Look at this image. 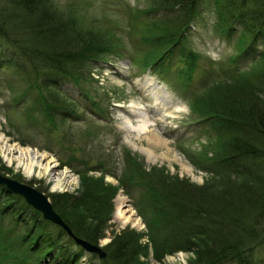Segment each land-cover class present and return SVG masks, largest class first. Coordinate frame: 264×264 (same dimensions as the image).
<instances>
[{"label": "rangeland", "instance_id": "374dc122", "mask_svg": "<svg viewBox=\"0 0 264 264\" xmlns=\"http://www.w3.org/2000/svg\"><path fill=\"white\" fill-rule=\"evenodd\" d=\"M0 1L4 3V0ZM47 1L64 22L71 24L73 30L69 38L80 42L82 37L93 34L95 41H101L105 47L101 54L96 55L98 57L88 58L86 66L76 68V73H83L86 80H78L74 84L64 82L68 80L64 77L58 82L56 93L51 87L47 89L52 98L42 97L30 86L24 74L5 68L9 61L0 59V155L6 166L3 174L32 183L50 194L80 195L85 190L83 186L95 181H101L102 186L123 184L125 192L117 189L112 197L108 192L103 197L106 204L112 205L113 212L107 221L106 236L100 239L99 244L106 247L113 236L126 227L145 234L142 244L148 245L147 232L166 243L168 230L154 221L150 200L158 195L154 192L156 188L161 191L162 187H170L172 183L156 185V179L149 185L138 178V173L147 170L152 174L157 169L169 178L178 176L201 186L211 176L210 172H226V169L215 165V161L220 159L218 144L221 130L219 120L211 114L225 113L241 98L263 96L252 91L253 97L247 92L255 83H263V76L258 72L264 69V59L260 56L264 51V40L250 50L248 57L238 58L239 32L226 34L228 27L215 0H198L196 13L190 16H186L179 5L169 4L168 0L164 3L162 0ZM253 3L256 10L258 7L264 9V0ZM169 25L176 30L178 41L182 42L178 47L166 42L168 36L163 38L159 34L158 28ZM172 51L174 54L169 57ZM153 54L156 55L154 60L169 58L154 62L151 59ZM160 62L165 64L162 66ZM29 67L32 66L29 64ZM151 81L173 102V107L165 111L168 113L164 116L153 117V112L148 114L151 118L149 130H154L166 140L171 149L169 156L162 157L166 148L155 147L159 155L155 162H150L147 155L127 139L129 136L138 146L149 145L146 133L138 135L135 128L128 131L133 124L137 127L136 121L139 120L134 114V118L129 116L127 109L139 106L164 111L159 92L152 94L151 98H146L143 92V84ZM220 94H225V97ZM68 101L70 106L64 104ZM48 105L53 106L49 113ZM201 108L209 113L202 112ZM123 109L125 112L121 111ZM157 122L161 124L157 126ZM167 130H171L170 133H164ZM7 143L47 152L55 158L57 165L51 172L42 174L37 167L30 176L16 162L8 163L3 150ZM129 159L133 165L127 163ZM182 163H187L194 172L185 171ZM150 174L145 180L153 178ZM60 179L61 185L56 186ZM120 193L127 198L126 204L141 217V225H124L115 218L116 200ZM13 218L10 213L0 218L1 232L15 228ZM14 236L15 232H12L5 233V240L0 237V244L5 246L0 250V264H13V261L19 264H56L50 262V258L41 260L36 251ZM4 250L7 254L3 253ZM189 253L179 250L157 260L149 243L147 254L141 256L139 262L188 264ZM2 258H10L12 262L7 259L8 262H4ZM101 260L86 254L77 264H100Z\"/></svg>", "mask_w": 264, "mask_h": 264}, {"label": "trees", "instance_id": "16d2710c", "mask_svg": "<svg viewBox=\"0 0 264 264\" xmlns=\"http://www.w3.org/2000/svg\"><path fill=\"white\" fill-rule=\"evenodd\" d=\"M168 1L182 7L186 16L195 15L199 6L198 0ZM240 1L215 0V3L228 27L226 34L239 32V56L243 58L264 40V9H255L256 0ZM54 9L47 0L0 1V59L9 61L5 68L24 74L30 86L48 98L53 95L47 89L52 88L56 93L58 82L64 77L68 79L64 82L74 84L86 80L83 73H76V68L86 66L87 59L98 57L105 47L101 41H95L93 34L82 37L80 42L69 38L71 24L64 22ZM158 29L163 38L168 36L166 42L176 47L182 43L172 26ZM260 56L264 59V51ZM155 57L153 54L151 59L158 60ZM258 73L263 76L262 85H248L252 90L247 94L253 96L256 92L263 96L241 98L225 113L211 114L219 120L221 130L220 159L215 165L226 169L225 173L212 171L201 186L178 176L169 178L157 169L152 174L145 170L138 175L149 185L156 179V185L172 183L161 191L154 188L158 195L150 200L154 221L169 234L166 243H161L154 234L147 233L157 260L183 250L192 253L189 264H264V69ZM64 104L70 106L71 102ZM48 106L49 113L53 106ZM200 110L205 112L203 108ZM4 170L6 166L0 155V172ZM149 174L153 178L147 181ZM100 182L87 183L80 195L50 194L40 188L51 197L74 233L92 243H99L106 236L107 221L113 212L112 205L106 204L103 197L106 192L112 197L114 190L119 189L110 183L102 186ZM8 213L14 216L15 228L0 231L2 240L5 233L15 232L16 240L28 244L40 259L50 258L56 264H77L87 254L63 227L44 219L22 196L0 184V218ZM144 235L130 228L118 231L106 245L108 255L100 264H110L111 260L112 264H145L139 262L149 245L141 243ZM1 249H5L3 244ZM3 253L7 254L5 250ZM7 260L12 262L10 258Z\"/></svg>", "mask_w": 264, "mask_h": 264}, {"label": "bare ground", "instance_id": "6f19581e", "mask_svg": "<svg viewBox=\"0 0 264 264\" xmlns=\"http://www.w3.org/2000/svg\"><path fill=\"white\" fill-rule=\"evenodd\" d=\"M149 83L147 85L143 84V88L141 87L143 89V92L145 93L146 98H151L150 96L152 94L157 95V93L159 92V95L162 96L164 111H161L160 108H157L156 110H154L152 109V107L151 108H146V107L140 108L139 106L135 107L134 104H132V106H134L135 108L132 111L127 109V112L131 113V115L134 114L135 117L138 118L139 122L135 120L137 127H135L136 125L133 124V127H129L128 131L135 128V129H138V135L142 133H146L145 137L149 145L148 146H138L135 143V141L129 138V136L127 139L134 146H137L142 153L146 154L150 162H155L159 158V155L156 153L154 149L155 147L166 148L167 151L166 153H163L161 155L162 157L169 156L168 153H171V149L169 148V144L166 140H164L154 130L152 129L149 130L150 128L149 122L151 118L148 117V114H150V112L154 110L153 117H155V115L164 116L168 113L165 111H169V109L173 107L172 105L173 102L171 101V99L165 92L164 94H162L163 90L160 87H157L156 83H153V81ZM158 100H156V103L158 102ZM121 111L125 112L124 109ZM163 116H161V118ZM127 119L129 120L130 117H127ZM160 124L161 122H157V126ZM170 131L171 130H167V131H164V133H170ZM3 150H4L5 158L9 164H14L16 162L17 166L24 167L26 172L30 176L33 175V173H35V170L37 167L40 168L41 170V173L39 172V174H42V172L44 173L51 172L57 165L55 158L53 157L51 158L47 152H40L39 150L33 149L30 146H22L18 143H14V144L7 143L3 146ZM182 168L187 172H190V173L194 172V169L191 166H189L187 163H182ZM65 173L67 175L68 170L65 171ZM61 181L62 179H60L56 183V186L61 185ZM126 203H127V198L122 193H120L116 200L115 218L121 224H124V225H127V224H133L134 226H137L138 224L141 225V220H142L141 217H139L136 211L132 209L131 206L127 205Z\"/></svg>", "mask_w": 264, "mask_h": 264}, {"label": "water", "instance_id": "95a60500", "mask_svg": "<svg viewBox=\"0 0 264 264\" xmlns=\"http://www.w3.org/2000/svg\"><path fill=\"white\" fill-rule=\"evenodd\" d=\"M0 183L6 185L13 192L23 196L30 205L43 213L45 219L67 229L68 232L75 238L76 242L87 251L97 253L101 258L107 256V253L98 245L92 244L87 240L75 236L72 230L66 225L60 214H58V212L54 209L50 199L40 190L19 180L4 176L1 173Z\"/></svg>", "mask_w": 264, "mask_h": 264}]
</instances>
